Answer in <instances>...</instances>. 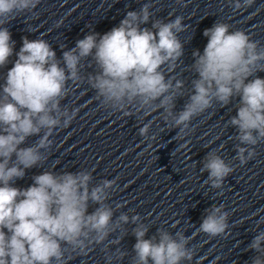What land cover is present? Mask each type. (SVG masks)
I'll return each mask as SVG.
<instances>
[{
  "label": "clouds",
  "instance_id": "clouds-1",
  "mask_svg": "<svg viewBox=\"0 0 264 264\" xmlns=\"http://www.w3.org/2000/svg\"><path fill=\"white\" fill-rule=\"evenodd\" d=\"M179 2V0H178ZM254 0H236L235 9L248 7ZM40 0H0V68L13 56L15 41L6 25L18 15L31 12ZM151 5L140 11H128L120 24L100 34L90 32L76 41L75 47L57 58L52 46L43 38H23L15 52L16 59L0 85V264H68L66 252L87 255L93 245L102 244L111 233L132 223L136 238L132 264H183L191 262L194 252L182 232L175 235L159 229L145 238L148 227L139 215L129 217L114 210L106 201L116 180L105 179L90 186L92 173L43 171L32 177L33 183L16 187L26 170L40 167L57 128L68 127L77 114L61 106L69 95V81L82 82V61L91 58L96 66L86 77L101 104L123 116L160 113L165 124L179 129L183 138L191 120L213 106L228 105L239 97L236 115L229 124L237 130L236 159L243 165L255 155L254 148L264 141V46L242 30L215 23L205 29L207 44L203 53L193 52L192 68L198 78L192 80L193 91L183 109L175 112V101L183 95L184 82L167 77L163 66L173 72L184 54L178 34L186 30L183 17L164 22L152 21ZM28 31L32 32L31 28ZM253 77L252 79H249ZM151 122L139 128L145 139ZM35 143L26 145L30 137ZM243 145V146H241ZM186 147V145H181ZM201 171L208 173L213 189H220L233 168L215 151L208 152ZM90 205H96L89 213ZM122 205H117V208ZM229 213L224 205H214L199 226L210 237L228 229ZM250 250L258 255L252 264H264V231H259ZM119 258L126 255L117 250ZM111 262L112 257H108Z\"/></svg>",
  "mask_w": 264,
  "mask_h": 264
}]
</instances>
